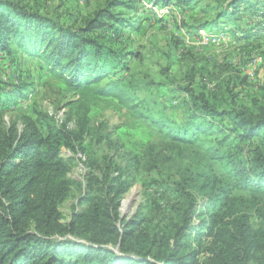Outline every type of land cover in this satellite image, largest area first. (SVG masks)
<instances>
[{"label": "trees", "instance_id": "obj_1", "mask_svg": "<svg viewBox=\"0 0 264 264\" xmlns=\"http://www.w3.org/2000/svg\"><path fill=\"white\" fill-rule=\"evenodd\" d=\"M175 1L189 5L197 0ZM250 1L219 0L224 7L221 17L242 10ZM121 5L122 0H107L84 28L70 31L17 4L0 2V54H10L11 46L22 49L51 65L50 72L57 73L70 90H84L100 83L108 70L114 74L126 69L137 54L118 45L123 30L137 26L116 17L113 9ZM115 90L127 91L120 78L95 93L107 96ZM185 92L187 122L174 130L167 127V136L177 143L204 147L207 157L186 168L168 232L147 228L144 218L120 220L117 208L128 185L120 174L109 176V164L100 174L87 175L83 185L76 186L67 177L60 150H75L86 130L85 120L76 123L78 131L66 129L65 122L59 127L47 124L43 134L30 120L19 133L15 127L0 129V264H264V202L260 199L264 136L249 161L239 159L224 136L225 122L241 131L240 142L264 133V102L254 100L250 107L233 103L226 110L203 91L196 94L189 87ZM30 93L29 86L0 91V105L6 110L16 98ZM73 185L81 192L64 221L58 204L72 195ZM255 209L263 221L259 229L251 225L250 212Z\"/></svg>", "mask_w": 264, "mask_h": 264}, {"label": "rangeland", "instance_id": "obj_2", "mask_svg": "<svg viewBox=\"0 0 264 264\" xmlns=\"http://www.w3.org/2000/svg\"><path fill=\"white\" fill-rule=\"evenodd\" d=\"M106 1L0 0L70 31L84 28L86 20L104 8ZM218 1L181 5L170 0L155 5L148 0H122L123 5L113 13L137 26L123 30L118 45L137 54L126 69L114 74L108 70L100 83L81 91L70 90L42 58L11 46L10 54H0V91L29 86L33 93L16 98L6 110L0 105V129L15 127L19 133L30 120L43 134L47 124L59 127L65 122L66 129L78 131L76 123L85 120L86 130L75 150H60L67 177L76 186L83 185L87 175H98L109 164V176L120 174L128 185L119 200V218L124 198L135 191L124 219L144 218L147 228L168 232L175 221L172 206L179 201L176 190L186 168L207 157L204 147L174 142L166 133L167 127L174 130L187 122L185 89L190 87L196 94L203 91L226 110L233 103L250 107L254 100L264 102V0H251L225 17H221L224 7ZM256 2L262 3L254 8ZM116 78L126 93H95ZM224 128L229 149L236 150L242 161H249L251 151L263 144L262 131L250 142H240V130L227 122ZM76 186H72V195L58 204L64 221L77 204L81 191ZM260 199L264 202V196ZM250 216L252 228L263 227L259 211L252 210Z\"/></svg>", "mask_w": 264, "mask_h": 264}, {"label": "bare ground", "instance_id": "obj_3", "mask_svg": "<svg viewBox=\"0 0 264 264\" xmlns=\"http://www.w3.org/2000/svg\"><path fill=\"white\" fill-rule=\"evenodd\" d=\"M135 197H136V192L133 191L126 198H124L123 203H122V208L120 209L121 214H125L127 212L128 208L132 205Z\"/></svg>", "mask_w": 264, "mask_h": 264}, {"label": "water", "instance_id": "obj_4", "mask_svg": "<svg viewBox=\"0 0 264 264\" xmlns=\"http://www.w3.org/2000/svg\"><path fill=\"white\" fill-rule=\"evenodd\" d=\"M120 218H121V219H124V215H123V214H121Z\"/></svg>", "mask_w": 264, "mask_h": 264}]
</instances>
